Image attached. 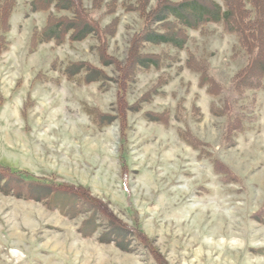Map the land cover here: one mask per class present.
<instances>
[{"label":"rangeland","instance_id":"1","mask_svg":"<svg viewBox=\"0 0 264 264\" xmlns=\"http://www.w3.org/2000/svg\"><path fill=\"white\" fill-rule=\"evenodd\" d=\"M29 1L18 0L11 18L17 41L0 55V86L10 94L0 105L12 113L6 130H16L9 140L0 138V166L43 180L53 174L43 170L62 166L69 179L59 175V182L84 185L110 201L120 220L138 221L158 259L152 250L127 252L98 235L85 237L79 227L89 214L66 217L39 199L17 195L25 189L12 186L13 191L0 189V264H264V89L249 92L256 99V122L236 143L226 138L227 115L211 109L215 104L221 110L246 62L235 50L236 36L215 23L189 30L181 61L139 74L124 95L129 109L122 119L115 64L127 60L144 24L141 9L124 8L136 0H106L117 4L116 11L96 12L105 26L119 22L115 35L107 37L103 60L92 36L44 43L30 53L28 39L47 13L30 12ZM157 4L152 0L151 7ZM190 55L205 58L224 87L220 95L200 86V74L187 65ZM70 60L88 61L106 79L77 84L52 69L54 62ZM160 83V93L148 100L145 95ZM87 107L114 119L98 129ZM148 112L168 114L169 125L147 120ZM181 129L201 142L199 148L179 135Z\"/></svg>","mask_w":264,"mask_h":264},{"label":"trees","instance_id":"2","mask_svg":"<svg viewBox=\"0 0 264 264\" xmlns=\"http://www.w3.org/2000/svg\"><path fill=\"white\" fill-rule=\"evenodd\" d=\"M151 2L136 0L123 3L128 10L141 9L144 24L133 36L127 60L115 64L119 73L115 82L120 87L118 115L125 118L129 107L124 95L131 91L141 72L162 70L181 61L180 53L188 46L189 30L215 23L222 26L225 32L236 36L238 42L235 50L246 57L232 87L233 91L229 92L231 96L223 98L221 110H216L215 104L211 106L214 113L227 115L229 123L226 138L236 143L240 134L252 130L251 123L256 122L253 115L257 107L256 99L254 95L249 96V92L264 89V0H158V4L152 7ZM17 5L18 0H0V55L10 46L8 33ZM103 8L106 10L105 15L111 14L116 11L117 4L106 0H91L90 5L84 0H30V12H46L47 16L42 27L33 29L27 43L28 51L34 53L44 43L62 45L92 36L99 41L98 52L101 53L100 60H103L107 37L115 35L119 23L115 18L107 26L103 25L102 17L96 15ZM158 46L163 47V50L152 49ZM204 59L190 55L187 65L200 74V86H208L209 93L220 95L224 87L209 73ZM52 69L60 71L67 80L77 84L106 79L102 70L84 60H70L61 66L54 62ZM161 86V83L155 85L145 97L150 100L158 95ZM98 110L87 107L94 126L103 129L114 118ZM144 117L165 125H169L170 121L169 115L165 113L148 112ZM179 135L193 147L199 148L201 142L195 136L182 129ZM216 169L224 173L218 163ZM59 178L58 174L53 173L50 180L30 179L11 171L9 167L0 166V189L13 191L12 186L22 187L25 192L16 190L17 195L39 199L69 218L87 213L88 218L79 227L83 236L98 235L99 241L114 242L127 252L152 250L154 258L158 259L152 241L141 230L138 221L131 225L125 223L110 208V201L106 203L93 196L84 185L59 182Z\"/></svg>","mask_w":264,"mask_h":264},{"label":"crops","instance_id":"3","mask_svg":"<svg viewBox=\"0 0 264 264\" xmlns=\"http://www.w3.org/2000/svg\"><path fill=\"white\" fill-rule=\"evenodd\" d=\"M12 32H13V25H12V30L10 31V33H9V40H10V44H11V46H10V49H11V47L16 43V41H17V38L15 39V41H13L12 40ZM13 38H15V37H13ZM23 46H24V43H23ZM42 47V46H41ZM40 50V49H39ZM0 67H3V65L0 63ZM23 76L22 75H20V79L22 78ZM4 80V75H0V81H3ZM0 101L1 102H3V103H5L7 100L5 99V97L7 96V95H10V94H7V92L5 91V89H4V87H1L0 86ZM3 97V98H2ZM47 97L48 96H46V97H44L46 100H47ZM9 101H12V100H10V98H9ZM11 114L12 113H10V112H7L6 111V107H5V105H0V138H3V137H5L7 140H9L14 134H15V132H16V130L14 129L13 131H14V133H10L9 131H7L6 130V128H5V120L7 119V117L8 116H10L11 117ZM14 114H16L15 113V111H14ZM44 124V123H43ZM46 126H44L45 128H47V124H45ZM52 131L53 132H59L60 131V127H58V128H56V127H54V128H52ZM60 139H58L57 138V141H59ZM64 168L62 167V166H60L59 167V165H58V167L56 168V167H53L52 169L50 168V167H48V170L46 171V170H43L42 172H53V173H56V174H58V175H60V176H62V177H66V179L65 180H67L68 181V179L69 178H67V172L65 171V170H63Z\"/></svg>","mask_w":264,"mask_h":264}]
</instances>
